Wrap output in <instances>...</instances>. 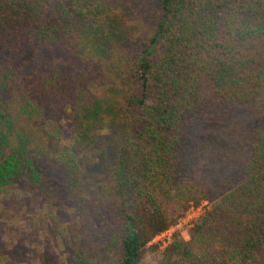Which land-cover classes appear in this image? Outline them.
<instances>
[{"label": "trees", "instance_id": "1", "mask_svg": "<svg viewBox=\"0 0 264 264\" xmlns=\"http://www.w3.org/2000/svg\"><path fill=\"white\" fill-rule=\"evenodd\" d=\"M150 1L153 32L121 50L108 0H0V189L46 188L57 221L60 201L72 264H140L146 252L157 264H264V126L241 181L223 185L189 239L150 245L176 224L174 192L181 211L208 199L177 185L208 96L264 107V0ZM93 87L113 99L106 129Z\"/></svg>", "mask_w": 264, "mask_h": 264}, {"label": "rangeland", "instance_id": "2", "mask_svg": "<svg viewBox=\"0 0 264 264\" xmlns=\"http://www.w3.org/2000/svg\"><path fill=\"white\" fill-rule=\"evenodd\" d=\"M108 7L106 25L120 37L117 43L115 41V48L121 50L153 32L160 19L158 3L150 0H108ZM91 89L103 99L98 114L103 115L102 125L106 129L108 122L112 123L110 117L113 115L109 114L108 105L113 99L111 95L103 96V89ZM108 91L112 94L113 88ZM208 99L203 115L194 125L197 128L192 130L177 179L181 189L197 190L207 194L205 198L208 199H202L197 205L190 203L185 211L175 204L176 192L170 202V218L176 220V224L180 222L174 232L184 240L189 239L193 222L209 209L223 185L229 189L230 184L237 185L241 181V168L248 159L252 143L251 134L264 126V107L255 103L225 105L211 95ZM47 176L48 185L61 186L63 180L59 172L48 169ZM94 179L89 177L86 191L97 208L98 200L92 192L95 187L91 183ZM46 194V188L34 192L27 185L0 189V264H72V259L76 258L75 249L66 245L62 232L61 224L70 218L59 201L53 213L58 221L50 219ZM151 244L158 245L159 250L165 247L161 241ZM140 264H157V254L146 252Z\"/></svg>", "mask_w": 264, "mask_h": 264}, {"label": "built area", "instance_id": "3", "mask_svg": "<svg viewBox=\"0 0 264 264\" xmlns=\"http://www.w3.org/2000/svg\"><path fill=\"white\" fill-rule=\"evenodd\" d=\"M179 224H180V222H179ZM179 224H175V225L171 226L170 228H168L167 230L163 231L162 233L158 234L157 236L154 237L152 242L161 241L163 246L168 245L172 240V236L175 233L174 231H176L178 229Z\"/></svg>", "mask_w": 264, "mask_h": 264}]
</instances>
